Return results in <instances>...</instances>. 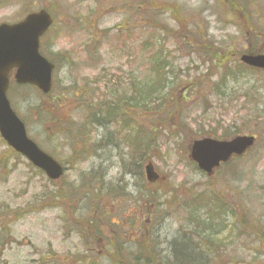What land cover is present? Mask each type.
Instances as JSON below:
<instances>
[{
	"label": "rangeland",
	"instance_id": "obj_1",
	"mask_svg": "<svg viewBox=\"0 0 264 264\" xmlns=\"http://www.w3.org/2000/svg\"><path fill=\"white\" fill-rule=\"evenodd\" d=\"M9 4L10 9L0 10V22L14 23L28 11L40 9H47L56 21L41 50L57 67L55 94L69 95L61 107L55 104L52 114L56 123L46 113L51 110L55 94L42 101L33 88L14 87L10 101L30 137L67 172L53 186L25 159L17 158L0 138V221L7 217V211L13 212L11 235L6 230L0 232V243L5 240L2 234L7 235L6 245H0V264H56L58 260L75 264L73 261L89 245L96 248V254H104L105 243L95 247L86 232L85 247V241L74 229L77 224L94 219L96 225L101 221L106 240L112 233L110 224L121 222L129 234H135L127 238L129 241L143 238L151 245L159 236L157 232L172 238L186 218L182 212L187 210L186 200L208 187L222 190L218 180L223 184L224 197L237 206L238 215L248 212L253 220L261 218L264 222L263 76L243 73L236 80L228 79L218 93L214 91L217 82L227 75L220 62L226 58L240 60L243 53L264 54V0H10ZM237 4L241 9L235 8ZM154 53L169 58L171 84L163 95V103L157 102L162 110L156 112L157 106L152 103L148 111L137 107L134 113L137 124L148 125L160 136V151L150 163L162 180L155 186L146 184V189L156 191L157 197L150 203H143L140 198L139 211L140 184L124 177L118 184L122 160H127L123 152L108 148L94 159L91 153L85 155L88 146L79 145L71 135L58 133L52 139L49 134L66 129L67 124L62 121L72 119L75 135L85 126L80 122L87 118L86 113L80 107L90 102L88 98L93 105L92 99L97 96L102 106L114 96L127 94L121 84L131 90L134 79L139 83L147 71L142 67L143 57ZM256 88H260L258 93ZM110 91L113 97H103ZM36 104L40 105L41 115L37 114ZM126 107L129 110L131 106ZM92 120L85 127L88 137L97 134L98 141L107 137L106 130L94 134ZM214 132V138L222 139L252 133L257 144L247 156L233 161L232 171L228 168L209 178L193 165L190 148L194 140L212 138ZM117 138L123 146L121 137ZM107 144L112 146L106 140L101 148ZM99 166L105 183L114 185L110 193L100 195L99 186L92 190L97 184L92 177L100 174ZM228 181L233 187L229 190L224 186ZM163 202L169 205L162 207L159 215L154 209L149 212ZM231 221L234 222L226 219V224L230 226ZM150 225L159 228L152 233V240L151 233L143 232ZM248 237L227 241L221 261L264 264L259 242L254 245L257 237L251 244Z\"/></svg>",
	"mask_w": 264,
	"mask_h": 264
},
{
	"label": "trees",
	"instance_id": "obj_2",
	"mask_svg": "<svg viewBox=\"0 0 264 264\" xmlns=\"http://www.w3.org/2000/svg\"><path fill=\"white\" fill-rule=\"evenodd\" d=\"M235 8L241 9L239 5ZM244 18H246V16H244ZM143 61L142 67L147 70L143 79H141L139 83L134 79L132 81L131 90H127L125 85L121 84V89L125 88L127 94L125 93L120 96H114L110 102H104L105 106L104 104L101 106V101H97V96L92 99V101H95L93 105L91 104L90 97L88 98V101L90 102H87L86 105L84 103L80 107V109H83L84 107V111L86 113L87 118L80 122L85 124V126L79 129L75 135L72 134V119L62 121L63 124H67V130H54L50 131L49 134L52 136V139H54L58 133H62L65 136L71 135L72 139L77 141L79 145H83V147L88 146V150H86L87 152H85V155L87 156V154L91 153L94 159L100 156V154L98 155L99 152L101 153L105 151L104 147L101 148L102 143L106 140L112 142V146L108 144L104 146H106L107 149L109 148L123 152L125 154L124 157L127 159L126 162L122 160V173L118 184L120 185L122 183V177H124L125 179L129 178L131 180H136L141 186L140 192L138 193L139 200L137 209L139 211L142 210V207H139V202L142 201L143 203H150V199L154 198V196L157 197L156 191L146 189L147 181L145 180L144 167L148 162H150V159L154 157V154L160 151L158 150L160 148V136L153 131V129H150L148 125L144 123L137 124L134 109L139 107V110L145 112L148 111L150 104L153 103L157 106L156 112L162 110L161 105H158L157 102L162 101L163 103V95L168 90L169 84H171V82H169V78L172 73V64L169 62V58L163 56L160 57V53L145 56L143 57ZM219 65L225 70L227 75L222 76L219 82H217L216 88H213L217 93L223 88L225 83L228 82V79L236 80L243 73H257L263 76L262 81L264 82L263 71L253 69L252 67L241 63L239 58H226L225 61L220 62ZM244 70L246 72H244ZM56 90L57 86L55 84L53 91L49 94V96L45 97L39 93H36L35 96L38 100L42 99L43 101L55 94L57 92ZM259 90L260 88H256L255 92L258 93ZM64 95L67 96L65 97ZM137 95L139 98H137ZM68 97V94H63L61 96L56 95L53 99V103H50L49 108H51V110L49 113L46 111V113L48 116L50 115L52 122L56 123L57 121V119L53 118L52 114L56 108L55 104L61 107L63 103H66ZM103 97H113L112 91H110L108 96ZM128 105L131 106L129 110L126 107ZM35 106H37V114L41 115L40 105L36 104ZM90 119H94L92 120L94 122L91 123V130L94 134L95 132H98V130H106L109 132L108 136H103L100 141L95 139L97 134L88 137L85 133V127L90 126V123H88ZM53 125L55 126V124ZM54 128L57 129L56 126ZM211 134L212 137H216V132ZM118 136L123 140V146L118 142ZM231 167V164H229L223 169L229 168L228 170L232 171L233 168ZM101 168L102 167L99 166L97 171V173L100 172L98 177H92L97 181V184L92 188V190L99 186L100 195L104 192L110 193L113 185L105 183L102 178L103 169ZM81 179L84 182V177ZM218 182L220 187H222V190H215V188L213 189L212 187H208L200 193L195 192L190 197L191 200H186L187 204L185 208L187 210L181 209L186 218L183 220V226H181L177 235H174L171 239L175 243L178 239L182 238V243L185 244L183 250H179L174 245H171L170 247H160L156 245L152 240V233L159 228L153 225L148 226L147 231H143L145 235L151 233V245L145 242L143 238L142 241L137 240V238L130 241L127 240V238L134 237L135 234H129L127 231L128 229L125 230L123 228L122 222L110 224L112 233L109 237L110 239L106 240L102 232L101 221L99 225H96L97 220L94 219L87 221L86 224H77L74 229L79 232L80 237L85 241V247L88 242V236H84L83 233L87 234L86 232H88V235L90 233L91 239L95 242V247H98L101 242L106 244L105 252L104 254H96V248L89 245L84 254L78 255V259L74 260L73 263L104 264V262H107L108 264H201L203 262V264H224L221 260L225 257L223 254L227 251V241H232L233 238H243L245 236H249L248 238L250 244L254 238L257 237L254 245L257 246L256 243L259 242L260 249L264 253V222H262L261 218L260 221L255 219L253 220L250 218L248 212L238 215L237 206L230 204V198H224L223 194H225V192H223V184L219 180ZM224 186L227 190L233 188L232 181H228V183ZM222 192L223 194H221ZM61 198L64 200L66 199V195L63 191H61ZM114 199L116 201V196ZM168 205L169 204L167 202H163V204L158 203L154 207H151L149 212L154 209L153 211L157 210V215H159L161 208ZM11 217L12 216H10V214H7L6 221L0 224L1 233L6 230L11 235L9 232V229L11 228L10 225L13 222ZM226 219H233L234 222L232 223L231 221L230 226H228L226 224ZM150 221L154 222L156 219H150ZM247 229L248 231H246ZM157 234L159 235L158 232ZM91 235H93V237ZM2 237L5 240L4 243H0V245H4L7 240V235L2 234ZM171 260H174V262L171 263ZM59 261L60 260L55 263H67L66 261L65 263Z\"/></svg>",
	"mask_w": 264,
	"mask_h": 264
},
{
	"label": "water",
	"instance_id": "obj_3",
	"mask_svg": "<svg viewBox=\"0 0 264 264\" xmlns=\"http://www.w3.org/2000/svg\"><path fill=\"white\" fill-rule=\"evenodd\" d=\"M51 24L50 15L42 11L18 25L0 26V133L16 152L42 169L51 180H57L63 175L62 167L28 139L24 124L11 110L6 98L8 76L15 68L18 69L16 80L19 84L36 85L44 93L51 90L54 65L39 52L40 38ZM242 61L264 69V56H243ZM254 142V138L246 136L231 141L198 140L191 145L190 158L201 171L210 175L231 157L243 156ZM145 172L149 182L159 179L152 163L145 167Z\"/></svg>",
	"mask_w": 264,
	"mask_h": 264
},
{
	"label": "bare ground",
	"instance_id": "obj_4",
	"mask_svg": "<svg viewBox=\"0 0 264 264\" xmlns=\"http://www.w3.org/2000/svg\"><path fill=\"white\" fill-rule=\"evenodd\" d=\"M124 81H127V78L125 79L124 78ZM105 148V151H107V148ZM164 234H159V236H157L156 238L153 239L154 243L160 247H170L171 245L173 246H176L179 250H183L184 247H185V244L182 243V238L181 239H178L177 242H173L171 237L166 235V236H163ZM174 260H171V263H173Z\"/></svg>",
	"mask_w": 264,
	"mask_h": 264
},
{
	"label": "flooded vegetation",
	"instance_id": "obj_5",
	"mask_svg": "<svg viewBox=\"0 0 264 264\" xmlns=\"http://www.w3.org/2000/svg\"><path fill=\"white\" fill-rule=\"evenodd\" d=\"M9 1H10V0H0V10L5 9V8L10 9ZM2 24H13V23L5 22V21H1V22H0V25H2ZM44 39H45V38H44ZM42 40H43V39H42Z\"/></svg>",
	"mask_w": 264,
	"mask_h": 264
}]
</instances>
